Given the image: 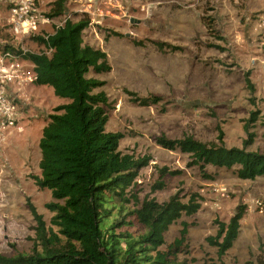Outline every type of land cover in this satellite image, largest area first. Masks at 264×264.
<instances>
[{
    "label": "rangeland",
    "instance_id": "rangeland-1",
    "mask_svg": "<svg viewBox=\"0 0 264 264\" xmlns=\"http://www.w3.org/2000/svg\"><path fill=\"white\" fill-rule=\"evenodd\" d=\"M53 2L37 3V30L16 35L8 1L0 0V43L42 53L45 48L36 37L53 33L66 19H89L84 41L106 52L112 67L106 74H90L105 82L96 92H105L110 100L107 131L125 134L121 152L152 158L133 193L140 201L159 203L178 191L185 201L193 193L204 198L196 215L183 216L170 227L162 251L176 249L186 223L188 234L180 253L174 254L179 260L264 264V178L246 181L235 169L189 168L188 155L156 142L161 136H192L219 144L223 132L227 147L243 148L248 139L245 125L251 113L258 112L259 120L250 127L255 141L248 149L264 154V0H69L57 17ZM7 94L15 100L19 117L0 140V254L13 257L33 250L37 223L31 205L50 225L53 213L47 205L56 201L34 178L41 173L43 130L68 101L51 87L34 83L13 82ZM149 96L162 101L148 107L132 101ZM163 168L183 174L161 180ZM159 182L164 188L155 191ZM243 205L247 209L239 238L220 261L217 248L206 238L216 236L219 223L229 222Z\"/></svg>",
    "mask_w": 264,
    "mask_h": 264
},
{
    "label": "trees",
    "instance_id": "trees-1",
    "mask_svg": "<svg viewBox=\"0 0 264 264\" xmlns=\"http://www.w3.org/2000/svg\"><path fill=\"white\" fill-rule=\"evenodd\" d=\"M53 1V16H61L69 0ZM89 25L87 18L78 22L66 19L53 33L35 38L45 48L42 53L0 43V57L29 62L35 73L33 83L51 87L57 97L68 101L56 109L43 130L41 173L34 178L36 185L49 190L56 201L47 205L53 213L50 225L31 205L37 223L32 252L13 257L0 254V264H187L174 254L180 253L189 225L184 223L181 238L176 240L177 250L168 254L162 251L167 243L165 236L183 216L196 215L204 198L193 193L185 201L178 191L167 202L159 203L150 198L140 201L133 193L141 170L150 165L152 158L121 152L125 134L107 131L110 100L105 92H96L105 82L90 74H106L112 67L106 52L85 43L83 34ZM250 87L254 91L251 83ZM132 101L148 107L162 98L149 96ZM258 120L259 113L252 112L245 125L248 139L243 148L227 147L223 132L219 144L192 136H161L156 142L166 150L188 155L189 168L235 169L239 179L255 181L264 178V154L248 149L255 141L250 127ZM159 173L161 180L167 175L183 174L169 168ZM163 188V182L154 186L155 191ZM246 209L241 206L229 222L219 223L216 236L206 238L217 248L220 261L238 240Z\"/></svg>",
    "mask_w": 264,
    "mask_h": 264
},
{
    "label": "built area",
    "instance_id": "built-area-1",
    "mask_svg": "<svg viewBox=\"0 0 264 264\" xmlns=\"http://www.w3.org/2000/svg\"><path fill=\"white\" fill-rule=\"evenodd\" d=\"M7 1L14 34L37 30L39 14L36 0ZM34 79L33 65L29 62L16 57H0V140L2 133L16 127L19 117L15 100L7 94L8 86L13 82L33 83Z\"/></svg>",
    "mask_w": 264,
    "mask_h": 264
}]
</instances>
